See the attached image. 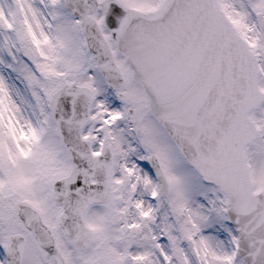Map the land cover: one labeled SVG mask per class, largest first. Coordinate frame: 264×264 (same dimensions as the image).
Instances as JSON below:
<instances>
[{
    "label": "snow or ice",
    "instance_id": "1",
    "mask_svg": "<svg viewBox=\"0 0 264 264\" xmlns=\"http://www.w3.org/2000/svg\"><path fill=\"white\" fill-rule=\"evenodd\" d=\"M0 264H264V0H0Z\"/></svg>",
    "mask_w": 264,
    "mask_h": 264
}]
</instances>
